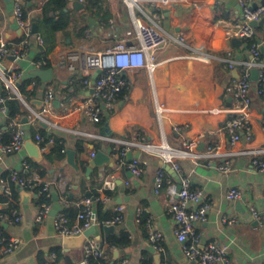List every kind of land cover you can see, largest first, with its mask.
Returning a JSON list of instances; mask_svg holds the SVG:
<instances>
[{"label":"crops","instance_id":"1","mask_svg":"<svg viewBox=\"0 0 264 264\" xmlns=\"http://www.w3.org/2000/svg\"><path fill=\"white\" fill-rule=\"evenodd\" d=\"M46 1L25 0L23 11L26 20L36 23L35 17ZM260 2L255 0L252 5H259ZM66 4L67 8L80 13L76 20L81 18V26H77L76 21L75 24H69L66 32L55 33L54 42H51L54 44L48 49L46 45L49 43L43 40L45 30L36 23V34L43 43H36L33 36L23 58L2 60L5 68L19 71L22 79H28L36 77L31 74L36 69L33 61L41 59L47 65L42 68L53 69V78L42 83L36 77L39 80L36 91L35 79L32 78L25 88L29 93L27 96L21 94L17 87L20 98L16 99L21 104L22 114L11 119L6 113L0 115L3 140L10 139L14 130L10 122L28 130L27 140L33 139L34 133L40 134L41 130H45L48 136L52 135L49 140L39 142L38 159L31 157L23 146L17 152L4 154L0 161V178L7 179L9 173L16 170L27 177L38 176L50 184L51 190L49 199L29 191L31 198L25 201L20 195L23 189L8 182L11 206L18 210L22 220L12 224L0 219V238L17 239L21 247L1 258L0 264H39V256L51 262L55 257L51 252L54 247L61 248L58 264H62L64 256H68L73 264H80L82 246L68 251L62 248L61 238L54 228V215L65 209L60 202L61 196L68 194L69 198H76L74 203L80 210L83 198L80 190L99 194L103 182L110 178L114 181L113 188L108 190L111 196L106 204H102L108 211L116 213V208L120 206L122 221L113 225L112 231H107L101 223L94 226V233L90 236L102 248V258L109 264L115 261V264H119L123 259H127L130 264H140L145 257L150 258L153 264H195L184 255L181 244L176 240V224L165 206L166 186H177V178L173 173L175 170L170 164L164 163L157 153L133 146L128 152L140 160L143 171L139 176H131L128 170L131 159L125 155L120 163L114 155L112 149L118 143L112 140L137 141V138L144 144L160 146L165 143L179 151L184 150L185 142H196V152L200 156L196 159L177 157L179 170L175 172L179 178L187 176L190 188L201 190L203 201L210 205L206 221L195 226L200 246L214 243L226 247L229 264H264V173L252 169V154L247 152L264 150V94L257 92L260 83L258 74L257 77L254 74L257 68L247 69L251 102L246 112L251 122L252 139L247 141L240 137L232 145L226 127L242 110L237 100V81L245 69L243 66L251 60L247 43L242 41L233 45L232 38L225 40L222 37L225 31L220 28L213 42L206 44L190 32L188 16L192 11L191 3L182 0L168 5L161 21L167 23L173 32L170 35L165 31L167 43L158 52L154 70L141 68L130 72V82L124 91L114 101L99 104L96 115H93L87 102L90 90L83 84L82 50H103L120 39L136 43L135 29L127 16L122 14L109 18L103 14L86 15L82 8H75L74 1L66 0ZM240 18L241 8L237 0H218V21H236ZM254 29L256 43L264 47V22L254 26ZM0 37L7 43H16L15 40L22 37L13 18V0H0ZM74 53L78 58L69 62L68 55ZM261 61L264 71L262 53ZM93 76H90L91 82ZM171 87L193 89L194 93L186 95L202 101V104L210 105L214 99H220L221 110L218 113L173 110L164 111L159 116L156 106L167 104L166 92ZM47 88L53 90L54 98L45 108L43 98ZM23 118L26 121H22ZM53 136L62 139L65 157L47 161L45 155L53 147ZM67 150L74 152V166L67 162ZM97 151L105 153L109 163L91 168L90 161L95 156L91 157V152L96 154ZM208 152L211 154L207 155ZM261 156L264 157V154ZM226 160L230 170L223 172L219 165ZM158 169H163L164 179L159 192H155L154 177ZM230 189L239 190L240 197L227 199L226 194ZM0 196L7 200L1 192ZM40 198L44 201L38 202ZM45 201L50 204L51 211L37 221L36 216ZM4 203H0V210L8 207ZM72 203L68 201V206ZM93 207L96 212V201ZM251 209L258 213L259 221L252 216ZM223 217L234 218L236 222L228 226L222 223ZM148 218L162 234L159 243L161 250L154 248L148 240L145 226ZM121 231L127 234V244L109 245L108 238Z\"/></svg>","mask_w":264,"mask_h":264},{"label":"built area","instance_id":"2","mask_svg":"<svg viewBox=\"0 0 264 264\" xmlns=\"http://www.w3.org/2000/svg\"><path fill=\"white\" fill-rule=\"evenodd\" d=\"M25 0H13V18L19 29L22 37L16 43H7L0 37V80L3 82L5 89L12 93L14 98H20L17 92V84L21 81L22 74L19 71H11L5 68L2 60L8 57L20 59L25 56V48L29 45L31 38L34 36L38 44H42L43 40L37 34H32L31 23L24 18L23 5ZM78 3H84L85 0H71ZM182 0H123L126 7L129 9L131 22L135 29L136 43L127 40H117L111 46L103 50L83 49L81 54L82 73L84 76L83 84L88 90L92 89V94L87 97V102L90 104L92 112L96 115L99 104L110 103L120 95L129 84L128 74L137 69L146 68L153 71L157 65L158 52L167 43V34L161 26V19L167 11L165 8L168 5L179 3ZM191 3L192 11L188 16V25L193 36L198 37L206 44H211L215 36L220 33L222 28L225 33L222 37L225 40L238 38L247 43L251 53V60L245 69L240 74L237 81V100L242 105V110L227 123V131L230 134V143L233 145L240 137L247 141L252 139L251 122L246 112L250 105L251 99L249 96V73L248 68L254 67L258 70L259 87L257 92L264 94V71L261 61L260 44H257L254 38L255 29L250 24L251 21L259 22L264 20V0H260L259 5L253 6L255 0H237L241 8V18L236 21H218L216 19V5L218 0H184ZM78 58L77 54H69L68 60L74 61ZM45 62L41 59L33 61L36 69L42 68ZM71 68V64H69ZM98 72L94 82L90 81V76ZM194 93L193 89H184L179 87H171L167 89L165 106H156V112L162 114L164 111L173 110H205L213 113H218L221 110V100L214 99L210 105L202 104L200 100L188 97L186 94ZM7 96L0 95V115L6 113ZM54 98V93L51 88H47L44 93L43 107L47 108ZM44 120V119H43ZM41 119V121H43ZM10 126L14 128L10 139L7 142L2 141L0 131V161L4 154L19 151L27 140L28 130L21 126L10 122ZM177 129V126H174ZM109 140L107 138H104ZM36 144L43 140V137L38 133H34L33 139ZM110 141V140H109ZM118 143L113 147L114 155L122 162L124 156L131 147H138L142 150L152 151L159 155L162 161L170 164L175 171L179 170L177 157H189L196 159L200 156L196 152L197 143L194 141L185 142L184 150H174L167 144L160 146H152L137 141L112 140ZM252 154L251 167L253 170L264 173V150L247 151ZM233 153V152H231ZM229 153V154H231ZM208 152L207 155H210ZM95 152H91V157ZM27 167V164H24ZM219 169L223 172L230 170L228 160L219 165ZM128 170L131 176H139L143 171V167L138 158H133L128 163ZM164 179L163 169H158L154 177L155 192H159ZM8 180V181H7ZM8 182L22 188L23 190L34 191L40 195H44L46 199L51 197L50 184L43 182L38 176H24L18 171L12 170L7 179L0 178V192L7 199L5 205L9 207L7 213H0V219H6L9 223L15 224L22 220L18 210L11 206L10 187ZM114 181L112 178L103 182L101 191L98 196L93 199L90 196L83 197L80 201V210L73 220L67 218L63 211L54 215V228L56 234L62 239L68 236H78L90 227L96 226L99 222L96 218V212L93 207L95 201L106 204L109 201V196L105 194L106 190L112 189ZM167 195L165 206L171 214L176 228L174 235L176 240L181 244L184 255L195 264H229L226 255V247L214 243H208L200 246L198 237L195 231L197 223L205 222L207 213L210 208L209 203L203 201L201 190L190 188V179L187 176L180 178V188L176 185L169 184L165 188ZM240 191L237 189L228 190L227 199L233 200L240 197ZM63 208L68 206L67 195L60 198ZM117 214L112 218L104 221L105 226L116 225L121 223L122 208H116ZM51 211L50 204L45 201L41 204V208L36 216V220L40 221L47 216ZM252 216L258 220V213L251 209ZM138 220L140 219V211L137 213ZM222 223L231 226L236 220L234 218L223 217ZM259 221V220H258ZM147 227V235L150 243L157 250H161L159 245L162 240V234L155 229L150 218L145 220ZM21 242L17 239L5 240L0 238V259L16 252L20 249ZM83 258L80 264H89L90 257H102L103 250L93 237H85L82 243ZM54 257V253H52ZM119 264H130L127 259H123Z\"/></svg>","mask_w":264,"mask_h":264},{"label":"trees","instance_id":"3","mask_svg":"<svg viewBox=\"0 0 264 264\" xmlns=\"http://www.w3.org/2000/svg\"><path fill=\"white\" fill-rule=\"evenodd\" d=\"M98 9V12H103L102 10V4L101 2H96L95 0H85L84 3V8L87 10H92L94 7ZM105 12V11H104ZM24 18L26 17L24 11ZM104 15V14H103ZM26 19V18H25ZM35 21L37 25H40V28H43L45 30V35L43 40L46 41L47 44L46 48L50 49V46H52L54 43L51 44V42H54L53 36L57 32H66L69 24L76 22L72 18L70 9L67 8L66 0H47L41 7L40 13L38 14L37 17H35ZM21 37L17 38L15 42L20 41ZM47 65H44L43 67H46ZM11 71H16V70H11ZM34 78V91L37 89L38 85V79L36 77ZM32 78L28 79H21V81L18 84V90L21 94L23 95H28L29 93L25 90L26 86L32 81ZM0 87L2 89L0 95L7 96L6 101H5V106H6V115L8 118H13L16 115L22 114L21 110V104L20 102L14 98L13 94L8 92L4 85L3 82L0 80ZM9 96V97H8ZM41 136L43 137L44 140H49L52 135L48 136L45 130H41L40 132ZM9 140V139H8ZM8 140H3L4 142H7ZM53 147L51 151L45 155V160L47 161H52L54 159L61 160L65 157V149H64V144L62 142V139L60 137H55L53 136ZM14 187V186H13ZM12 187V188H13ZM81 191V192H80ZM80 195L82 197L90 196L91 198L95 199L98 196L97 192H92V191H85L84 189H81ZM13 194L16 195V192ZM105 194L107 196H111L110 191L106 190ZM67 200L70 202H73L70 204L67 208L64 209V214L67 216L69 219H74L77 212L79 211V206H76L74 203L76 198H69L67 194ZM44 201L43 198H40L38 202ZM5 199L0 196V203H4ZM97 205V211H96V218L99 223H103L104 221L112 218L114 215H116V212H111L105 209V206L99 202L96 201ZM9 210L8 207L2 208L0 210V213H7ZM144 217V216H143ZM2 225H0V228ZM108 243L109 245L113 246H123L127 244V234L123 231L119 232L118 235L111 236L108 238ZM51 252L54 253L55 257L51 262H47V259L45 257H38V262L39 264H58L61 260V248L60 247H54L51 249ZM89 264H109V262L105 261L102 257H90L88 259ZM116 262V261H115ZM113 262L112 264H115ZM62 264H73L71 259L68 256H64L62 258ZM140 264H153L152 260L148 257H145L141 260Z\"/></svg>","mask_w":264,"mask_h":264},{"label":"water","instance_id":"4","mask_svg":"<svg viewBox=\"0 0 264 264\" xmlns=\"http://www.w3.org/2000/svg\"><path fill=\"white\" fill-rule=\"evenodd\" d=\"M74 6L75 8H82L83 4L82 3H78V2H74ZM264 20L261 19L259 22L256 21H251L250 24L252 26H256L257 24H263ZM31 30H32V34H36L37 33V26L36 23L33 21L31 23ZM232 44H239L242 41L238 38H232L231 40ZM260 51L262 53V55L264 56V47L261 46L260 47ZM10 60H14L13 57H8ZM32 75L38 77L42 83H46L52 80L53 78V69L52 68H39V69H34L31 72ZM98 72H96L93 76L92 79V83L94 82L96 76H97ZM254 74L257 77V70H254ZM18 87V84L16 85ZM90 94H92V89L89 91ZM22 121H26V118H23ZM24 147L27 148V150L29 151V154L31 157L38 159L40 157V153H39V146L38 144H36L32 139H28L27 141H25L24 143ZM130 159H133L134 157L132 156L131 152H128L126 154ZM66 157H67V162L74 166V152L72 150H67L66 151ZM103 163H109V158L108 156L103 153L102 151H97V153L95 154V156L91 159L90 161V166L91 168L94 166H100ZM90 170V169H89ZM174 175L177 178V189L180 188V178L177 175V173L175 171H173ZM21 197L25 200L28 201L31 198V194L29 192H26L24 190L21 191L20 193ZM105 229L107 231H112L113 230V225H109L106 226ZM95 228L94 227H90L89 229L85 230L82 234L78 235V236H68V237H63L61 239V245L62 248L65 251H68L70 249H76V248H80L82 246V243L85 239V237H88L90 235H92L94 233Z\"/></svg>","mask_w":264,"mask_h":264},{"label":"rangeland","instance_id":"5","mask_svg":"<svg viewBox=\"0 0 264 264\" xmlns=\"http://www.w3.org/2000/svg\"><path fill=\"white\" fill-rule=\"evenodd\" d=\"M97 3L101 2L102 4V10L103 12H98V9L96 8V6L94 7V9L87 10L86 8H84V6L82 7V11L83 14L86 15H99V14H104L106 18H109L111 16H118L119 14H122L124 16H127V18L131 21V16L129 13V9L126 7V5L124 4L123 0H95ZM85 3V1H84ZM105 11V12H104ZM70 12L72 15V18L74 20L77 19V15L79 16L80 13H77L76 11H74L72 8H70ZM81 18L79 17L78 23H76L77 26H81ZM80 22V23H79ZM161 26L163 27V29L168 33V34H172L173 29L170 28V26L165 23L164 21H161Z\"/></svg>","mask_w":264,"mask_h":264}]
</instances>
